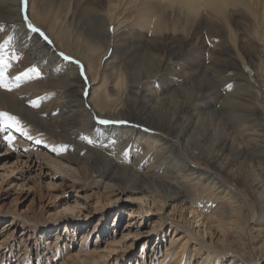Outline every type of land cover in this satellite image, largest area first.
Instances as JSON below:
<instances>
[{"label":"rangeland","instance_id":"374dc122","mask_svg":"<svg viewBox=\"0 0 264 264\" xmlns=\"http://www.w3.org/2000/svg\"><path fill=\"white\" fill-rule=\"evenodd\" d=\"M93 1L92 6H97L105 13L104 26L109 28V31H113L114 34H123L122 36L130 41V46L140 44L145 49L149 48L150 53L152 52L154 56L171 54V60H169V64L171 63L170 70H168V67L164 69L163 76L170 78V82L173 81L172 88L189 89L191 98L187 99V102L190 104L197 102L194 97L199 90L206 92L216 86L221 79L222 81L218 84L220 90L227 88L228 91H233L234 88V91L242 92L241 90L245 86L244 81L231 79L236 84L228 83L227 86L223 78L228 77L230 72L235 71L232 68H239L247 74L248 81L254 82L257 78L256 72L260 71L262 64L264 66V60L261 62L257 58L254 61L256 66L251 70L252 67L246 62L245 58V51L248 47L259 49L261 57L264 59V38L260 40L258 36L259 29L264 28L263 25H259V23L264 24V0H245L243 3L239 1L234 6L238 16H235V20L231 21L233 35H227L223 30L220 31L215 27L214 21L216 22V19L205 6H200L196 12L189 14L184 8L180 7L179 4L182 0ZM144 11L154 12V17L150 20L155 19L156 22H159L163 19L165 29L162 31L164 35H161V40L154 33L156 22L154 25L147 23V19L142 14ZM81 12V8L77 9V14ZM27 14L33 25L38 28L41 27V31L48 37L46 41L54 48L57 41L62 37V33L66 31L73 32L68 37V40L72 38L73 46L85 44L84 39L88 33H91L90 39L92 41L95 38L92 30L86 32L89 19L80 22L79 27L77 25L78 28L75 24L67 25L60 19L54 26L52 31L54 36L52 37L45 28L43 29L42 26L33 22L28 8ZM23 17L24 12L22 13ZM25 23L27 24L26 21ZM80 34L83 40L82 37L78 38ZM187 35L190 37L185 42L183 40ZM90 39L88 40L90 41ZM130 48L125 47V50ZM115 50L114 47H109L107 55L102 56L101 60H99V54L97 53H94L92 58L89 59L91 65H97L100 61V76L114 75L117 68L121 69L122 72L124 71L125 74L132 72V74L140 75L139 70L146 73V71H142L144 64L140 59L141 57H138L141 51H138L137 56H134L128 55V52L125 53L126 51H122L120 47L118 52H115ZM13 53L17 56L20 55V59L10 61L12 66L8 71V75H11V77L33 65L38 67L35 63L26 60L22 56L23 53H18V51ZM59 54H63L61 55L63 58L65 56L71 57L70 60H65L73 63L79 70L83 81L87 84V86L85 85L84 95V98H87L93 89V85L99 86L101 84V78L90 84L89 87L90 80L88 79L90 77H88L85 62L76 55L65 53L63 50ZM114 54L118 57L114 58ZM230 55L237 59V66H232V62L228 61ZM122 58H124V62L119 65ZM17 64L20 65L21 69H16ZM113 64H116V69H112ZM38 68L41 72L39 78L25 80L20 84L35 86L40 93L38 100H36L39 107H33L29 101L25 107L34 111L39 110V116L47 119L50 115L44 109L45 104H48L49 100L58 96V94L62 96V93L58 90L48 91L43 89L47 77L41 68ZM204 71L206 73L209 71V73L205 74ZM141 76L143 81L153 80V78H148L151 77L150 73ZM262 78L264 79V74ZM236 85L239 88H236ZM240 85L243 88H240ZM14 89L12 88L9 91L0 88V91L11 93ZM104 89L106 91L112 89L110 82L107 83ZM259 91L264 100V83ZM222 99L223 96L212 99L219 106L216 118L218 120H214L213 123L218 124V127L225 126L226 132L232 133L231 135L238 141L241 131L238 133L234 129L242 128L240 124L243 123L235 115L239 114V108L222 104ZM132 107H134L132 108V115L127 119H118L116 123H126L147 130L148 125L143 119V114H140L139 109L135 106ZM231 108L236 109L231 110ZM0 111L16 116L21 121L22 126L26 123V119H22V116L8 108L0 107ZM81 113L79 110L74 113L67 111L63 113L64 117L69 118L67 120L74 122L75 125H72V129L81 124ZM136 113L141 115V118H138ZM98 119L96 117L92 119L96 122V125H101L99 121L105 120ZM53 123L52 121L49 122L48 128L56 130L57 128ZM232 127L233 129H231ZM23 128L28 134L35 136L24 135L22 132H17L15 128L0 130V264H61L64 261H66L65 264H84L83 262L87 263L88 261V264H141L142 260L145 261L144 264H150V259L154 261L153 264H156L160 257L164 255V245L169 243L173 231L174 234L181 231L178 228L174 230V225L171 222L172 218L173 220L179 218V211H173V205L182 203L181 199H170V203L163 204L160 202L158 195L153 194L155 193L152 190L153 188L147 191L144 188L124 189L122 192H117V189H114L115 191L106 190L102 186L103 183L114 182L124 186L127 181L119 176L117 170H98L100 165L96 167L92 164V161L85 154V149L77 148L67 142L53 144L50 139L52 138L55 143L56 137L50 131H43L38 134L36 130H29L30 133L27 130V128L30 129L28 125ZM196 128H205V132H209L207 135L209 136L214 126L209 122H204L202 125L198 124ZM247 129L248 131L253 130L252 128ZM155 131L157 136H167L166 132ZM9 134L15 137L11 144L5 139V136ZM262 134L264 138V128ZM193 136L197 135L193 133ZM173 140V149L179 154L182 152L183 146L176 139ZM140 142L142 144H139V148L143 150L144 142ZM130 147L131 145L128 149ZM32 151L39 154H29ZM232 152V149H230V151L222 153V156H227L229 163H231L233 157L235 158ZM41 154L49 158L55 156L58 160L64 161L65 164H70L81 179L79 181L68 180L64 176L63 169L56 168L53 164L41 158ZM63 154L74 157V160H66L60 157ZM184 157L186 164L197 171L196 175L200 172L215 174L238 195L243 205V215L239 221L240 226L231 230L228 229L229 225H225L222 236L227 241H233L237 245L239 254L244 257L243 260L239 259L237 264H255V260H258L256 263H262L261 261H264V251L258 249L263 237L258 236L257 230H255L262 220V211L252 193L243 183L242 178L244 177L245 180L247 178L250 182V176H252L250 172L264 171V160L253 157L249 167L247 162L235 158L233 164L228 163L233 172L224 173L223 170L219 169L222 165L215 166L206 163L203 159H192L186 154H184ZM148 165V162H144L141 169L146 170ZM103 171L107 175L101 174ZM243 171L246 174H243ZM182 173L183 171L174 174V176L182 177ZM196 175L192 174L188 179H185V185L191 191L190 197H192L191 201L188 202L189 204L193 202L202 203L199 198L204 187L202 182L197 183V179L193 178ZM172 190L168 189V193ZM222 198L225 199V202L227 201L226 205L230 208L231 204L228 203L227 196ZM206 199L211 201L215 197H209L208 192L206 193ZM127 210H133L135 213V216L129 221L127 220ZM183 214L189 218V213L186 210H183ZM223 223L226 224L225 221ZM112 238L118 241L110 244L109 240ZM199 240L206 242L207 237H205V240L200 238ZM49 241L57 243V247L60 249L55 257L48 259L51 252L49 250L51 242L49 243ZM195 241L197 240L192 237L189 238L185 256L187 254L188 257L193 252L192 246ZM155 243L158 244L154 248ZM71 251L77 253L75 255L78 258L76 263L67 260ZM85 252L93 254V257H85ZM257 257H261V260ZM222 258L225 261L227 257ZM223 261L219 264H223Z\"/></svg>","mask_w":264,"mask_h":264},{"label":"bare ground","instance_id":"6f19581e","mask_svg":"<svg viewBox=\"0 0 264 264\" xmlns=\"http://www.w3.org/2000/svg\"><path fill=\"white\" fill-rule=\"evenodd\" d=\"M239 1L245 2V0H182L179 5L189 14L196 12L200 6H205L216 19V22L214 21L215 27L220 31L223 30L227 35H233L231 21H234V17L238 16L234 6ZM93 2V0H29L28 12L33 22L42 26L43 29L45 28L52 37L54 36L52 32L54 26L60 19L67 25L75 24L76 28L79 27L80 22L89 19L86 32L92 30L95 34L93 41L90 39L91 33L85 36L84 43L89 45L78 44L73 46L72 38H69L70 41L68 40L73 32L66 31L62 33V37L57 41L54 48L40 34L34 33L28 28L22 18L20 0H0V54L6 53L10 57L14 51L23 53L22 56L26 60L38 65L46 75L43 89L58 90L62 93V96L58 94L49 100L48 104L43 105L45 111L50 115L47 116V119L39 116V110L34 111L25 107L29 102L38 100L40 95L35 86L32 87V85L20 84L18 87H13L15 89L11 93L0 91V107L8 108L22 116V119H26L23 127L28 125L30 128H27L28 131L36 130L38 134L43 131H50L56 137L55 143L52 138L50 139L53 144L67 142L77 148L85 149V154L92 161V164L96 167L100 165L98 170H117L119 176L127 181L124 186L114 182L103 183L102 186L106 190L115 191L114 189H117V192H122L124 189L144 188L147 191L153 188L152 190L155 192L153 194L158 195L163 204L170 203V199H181L182 203L173 205V211H179V218L170 219L174 225V230L178 228L181 231L177 234H174L173 231L169 243L164 245V255L156 264H165L167 260V264H219L223 261L222 257L224 256L227 258L222 262L223 264H237L238 260H243L244 257L239 254L237 245L231 240L224 239L222 234L225 225H229L228 229L231 230L239 228V221L243 215V205L235 191L233 192L215 174L200 172L196 175L197 171L186 164L184 154L192 159H203L206 163L215 166L222 165L219 169L223 170L224 173L233 172V169L229 168V164H233L235 158L247 162L249 167L253 157L264 160V138L262 134L264 100L259 91L264 83L262 78L264 74L263 64L261 67L263 69L256 72L257 78L254 82L248 81L247 74L239 68H232L235 71L223 78L227 86L228 83H235L231 79L244 81V88L240 85L244 91H234V88L233 91H228L227 88L220 90L218 84L222 81L221 79L216 86L206 92L199 90L194 97L197 102L190 104L187 102V99L191 98L189 89L172 88L173 81L170 82V78L163 76L164 69L168 67L170 70L171 54L154 56L152 52L150 53L149 48L145 49L140 44L130 46V41L126 40L122 36L123 34H114L113 31H109V28L104 26L105 13L97 6H92ZM79 8L82 12L77 14ZM142 14L147 19V23L154 25L155 19L150 20L154 17V12L144 11ZM259 25L264 26L260 23ZM164 29L163 19L156 22L154 33L160 40L161 35H164L162 32ZM258 36L260 40H263L264 28L259 29ZM81 37L80 34L78 38ZM189 37L188 35L185 36L183 41L186 42ZM109 47H114L115 52H118L119 47L122 48V51L125 50V47H131L129 50H125V53L128 52V55L134 56H137L138 51H141L138 57H141L140 59L144 64L142 71L150 73L151 77L148 78H153V80H141V75L146 74L142 73L141 70H139L140 75L132 74V72L125 74L124 71L122 72L121 69L115 67L116 64L112 65V69L117 68L114 75L100 76V61L97 65H91L89 59L94 53H97L99 60H101L102 56L107 55ZM62 50L65 53L76 55L85 62L88 77H90L88 79L90 80L89 87L90 84L101 78V84L99 86L93 85V89L87 98H84L85 85L87 86V84L83 81L77 67L59 54ZM245 55L246 62L252 67L251 70L256 66L254 61L257 58L261 62L264 60L257 48L247 47ZM113 56L114 58L118 57L115 54ZM228 61L232 62V66H237V59L233 55L229 56ZM123 62L124 58H122V62L120 59L119 65H122ZM16 69H21L20 65L17 64ZM204 73L208 74L209 71L208 73L204 71ZM144 78L147 79L145 76ZM109 82L112 89L106 91L104 87ZM237 84L239 85V83ZM222 96V104L240 109H238L239 112L237 111L239 114L235 115L243 122H240L242 128L234 129L238 133L241 131L238 141L231 135L232 133L226 132L225 126L218 127V124L213 123L214 120H218L216 118L219 106L212 99H218ZM132 106H135L139 109L138 112L143 114V119L148 125L147 130L126 123H116V120L127 119L132 115V108H134ZM236 108H231V110ZM76 110L82 112V121L81 124L75 126V129H72V125H75L74 122L67 120L69 118L64 117L63 113L65 111L74 113ZM55 112L57 113L55 114ZM136 116L141 118L138 113ZM94 117L112 121V123L96 125V122L92 120ZM51 121L54 122L56 130L48 128ZM204 122H209L214 126L209 136H207L209 132H205V128H196L198 124L202 125ZM247 128L253 130L248 131ZM155 130L166 132L167 136H157ZM29 132L31 133V131ZM193 133L197 136L194 137ZM82 137H88L94 143L89 144ZM173 139H176L183 146L182 152L179 154L173 149ZM140 141L144 142L143 150L139 148V144H142ZM129 145H131L130 149H128ZM230 149L235 156V158L232 156L231 163H229L227 156L224 154L222 156L224 151H230ZM29 154L38 155L39 153L32 151ZM40 156L56 168L63 169L64 176L68 180L79 181L81 179L70 164H65L64 161L58 160L55 156L52 158L43 154ZM60 157L66 160H74V157L65 154L60 155ZM144 162L149 164L146 170L141 169ZM181 171H183L182 177L174 176ZM250 173H252L250 182L247 178L246 180L244 177L242 179L262 211V220L255 230H257L258 236L263 237L258 250L264 251V175H262L264 171ZM101 174L107 175L104 171ZM192 174L196 175L193 178L197 179V183L202 182L203 184L204 189L199 198L202 203H188L192 197H190L191 191L185 185V179H188ZM243 174L246 173L243 171ZM168 189L173 190L168 193ZM208 192L209 197L212 196L215 199L208 201L206 199ZM224 196H227L228 203L231 204L230 208L226 205L227 201L225 202V199L222 198ZM183 210L189 213L190 219L183 214ZM126 214L128 221L135 216L133 210H127ZM195 227L197 229L194 230ZM190 237L197 241L193 243V252L187 257L185 251ZM205 237H207L206 242L199 240V238L205 240ZM109 241L111 244L118 240L112 238ZM157 244H154V248ZM59 249L57 243L51 242L49 249L51 252L48 259L55 257ZM75 255H77L75 251L69 252L67 260L76 263L78 258ZM84 255L85 257H93V254L88 252H85ZM257 258L261 260V257ZM142 261L141 264H144L145 261ZM151 261L152 259H150V264H153L154 261ZM256 262L258 260H255V264H264L263 260L262 263ZM65 263L66 261L61 264ZM83 263L88 264L89 261Z\"/></svg>","mask_w":264,"mask_h":264},{"label":"snow or ice","instance_id":"6c2138e0","mask_svg":"<svg viewBox=\"0 0 264 264\" xmlns=\"http://www.w3.org/2000/svg\"><path fill=\"white\" fill-rule=\"evenodd\" d=\"M20 2L22 5L21 10L24 12L23 18L27 22L28 28L31 29L33 32L40 33V35H42L45 40H48V37L44 35L41 29L33 25L29 19V16L27 14L29 0H20ZM64 58L69 60L71 59V57H67V56H65ZM18 59H20V57L17 56L15 53H13L10 57L6 53L0 54V88H4L10 91L13 87H18L20 82L22 81L36 79L41 76V72L39 68L33 65L27 68L25 71L20 72L16 76L9 77L8 71L12 66L10 61H15ZM77 63L79 62L77 61ZM12 81H14V83ZM30 103L32 104L33 107H39L38 101L34 100L31 101ZM99 123L108 124V123H112V121L100 120ZM11 128H15L17 132H22L24 135H27V132L24 131V128L21 124V121L16 116L11 115L7 112L0 111V130H7ZM29 138L31 139V137ZM5 139L8 141L9 144H11L12 141L15 139V137L9 134L5 136ZM82 139L87 140L89 144L94 143V141L88 137H82Z\"/></svg>","mask_w":264,"mask_h":264}]
</instances>
